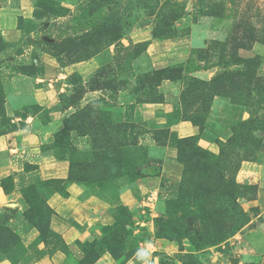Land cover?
<instances>
[{
	"label": "rangeland",
	"instance_id": "obj_1",
	"mask_svg": "<svg viewBox=\"0 0 264 264\" xmlns=\"http://www.w3.org/2000/svg\"><path fill=\"white\" fill-rule=\"evenodd\" d=\"M8 133L0 264H264V0H0Z\"/></svg>",
	"mask_w": 264,
	"mask_h": 264
},
{
	"label": "crops",
	"instance_id": "obj_2",
	"mask_svg": "<svg viewBox=\"0 0 264 264\" xmlns=\"http://www.w3.org/2000/svg\"><path fill=\"white\" fill-rule=\"evenodd\" d=\"M24 2V1H23ZM15 32H17L16 30H13V29H11V30H6V31H4L3 32V34H4V36H6L7 38H10L11 36H16L15 34ZM10 40H14V39H11L10 38ZM181 130L182 131H184V132H186V133H188L189 135H193L194 133H196V129H195V127L194 126H192L191 127V129H188V127H185V128H181ZM9 136V133L8 134H4V135H2L1 137H0V147L4 144V142H5V139L7 138ZM63 198V197H62ZM56 199H57V196H51L50 198H49V200H48V202H49V204L53 207V208H55V202H56ZM67 203H69V200H68V198H63ZM73 203V202H72ZM77 212H78V215L77 216H80L81 217V213H80V208H75V210H74V213L75 214H77ZM54 213H56V212H54ZM82 216H84V215H82ZM58 220H61V222L60 221H58ZM51 222H52V224H53V227L57 230V231H59V232H61V233H63V234H65V233H68L69 232V235H71L72 234V230H71V228H70V224L67 222V220L65 219V218H63L62 216H59L58 214H54L53 216H52V218H51V220H50ZM59 222V223H58ZM63 222V223H62Z\"/></svg>",
	"mask_w": 264,
	"mask_h": 264
},
{
	"label": "trees",
	"instance_id": "obj_3",
	"mask_svg": "<svg viewBox=\"0 0 264 264\" xmlns=\"http://www.w3.org/2000/svg\"><path fill=\"white\" fill-rule=\"evenodd\" d=\"M247 62L252 63V62H255V60H250V61H247Z\"/></svg>",
	"mask_w": 264,
	"mask_h": 264
}]
</instances>
